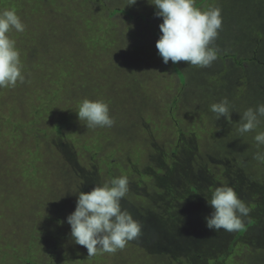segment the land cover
I'll return each instance as SVG.
<instances>
[{"label": "rangeland", "instance_id": "rangeland-1", "mask_svg": "<svg viewBox=\"0 0 264 264\" xmlns=\"http://www.w3.org/2000/svg\"><path fill=\"white\" fill-rule=\"evenodd\" d=\"M221 1L196 0L195 6L219 7L224 18L234 20L236 13L241 20L240 13L245 25L246 12L238 9L242 0ZM257 1L261 5L264 0L244 3L253 16ZM127 4L0 0V11L14 8L26 26L11 37L26 82L0 89V264H212L216 257L195 258L190 246L175 247L159 238L162 230L175 227L179 212L186 216L177 228L187 244L226 249L224 235L230 232L190 221L195 212H187L181 193L193 182L200 185L194 177L208 182L211 191L228 184L251 211L255 206L264 210V164L253 158L264 151L254 140L264 131V117L255 130L237 131L243 112L264 103V96L256 100L246 91L254 69L246 64L247 74L236 75L222 60L206 68L185 61L163 63L156 48L162 17L155 16L149 0ZM230 27L220 30L215 41L222 47H237L232 37L245 35L241 27ZM98 29L105 30L104 36L94 44L85 35ZM259 49L254 58L261 57ZM85 98L106 101L114 126L90 129L79 121L76 112ZM223 98L229 101L231 120H217L210 110ZM155 173L177 179L178 195L168 197L165 177ZM121 175L129 178L122 206L140 221L141 235L123 250L88 258L87 249L71 237L66 218L79 192ZM208 207L205 214L212 211ZM236 243L224 264H264L262 222Z\"/></svg>", "mask_w": 264, "mask_h": 264}, {"label": "clouds", "instance_id": "clouds-1", "mask_svg": "<svg viewBox=\"0 0 264 264\" xmlns=\"http://www.w3.org/2000/svg\"><path fill=\"white\" fill-rule=\"evenodd\" d=\"M136 3L137 0H128L127 6ZM149 3L156 8L155 16L163 19L159 25L162 35L156 42L163 63L185 61L206 68L218 59L219 49L213 45L223 23L219 7L201 10L195 6L196 0H149ZM25 27L14 8L0 11V89L14 88L17 83L26 82L20 51L9 35L13 29L24 32ZM210 110L216 114L217 120L221 117L231 120L227 98L211 104ZM76 113L79 121H86L90 129L111 128L115 124L109 104L103 99H83ZM260 117H264V104L255 109L248 108L241 115L237 131L242 135L255 130ZM254 140L258 149L264 145V131L258 132ZM253 158L264 164V151L258 150ZM128 192L129 178L125 175L97 184L90 192H79L75 210L66 219L71 237L76 244L87 249L88 258L97 253L123 250L141 235L140 221L122 206ZM207 203L212 211L205 217L206 227L214 231L241 230L244 218L250 213L246 202L228 184L216 187Z\"/></svg>", "mask_w": 264, "mask_h": 264}, {"label": "trees", "instance_id": "trees-1", "mask_svg": "<svg viewBox=\"0 0 264 264\" xmlns=\"http://www.w3.org/2000/svg\"><path fill=\"white\" fill-rule=\"evenodd\" d=\"M205 0H203L204 2ZM221 1V0H219ZM248 0H242V4L244 6H242V4H240V8L238 7V9L240 11H245L246 12V18H245V25L243 23H241L244 18V15H241L240 13H238V15L241 17L240 19H237V13L235 15V20L233 18H224L225 17V13L224 10H222V17H223V23H222V29L224 30H229L230 26L232 25H236L239 27H241L243 30V33L245 35L243 36H237V37H232V40H234L237 45L233 46V47H228V45H225V47H222L221 44L219 43V41L215 42L216 44L213 45L214 47H217L219 49L218 52V58L215 60L216 63L219 60H222L224 63H228L227 65L230 66H225L226 70H229L230 68H233L234 70L229 72V73H235L236 75L238 74H247V66L251 65L252 69H254V75L252 74V77L248 76V81L245 82L246 86H247V90L246 91H252L253 97L256 94L257 98L256 100H260V97L264 96V1H262L259 5L258 1L254 10H253V14L256 16H253L252 14H250L248 12V9H252V8H246L244 3L247 2ZM253 2V0H250ZM223 2V0L221 1ZM255 3V2H254ZM262 7V9H261ZM120 9V8H118ZM117 9V10H118ZM258 12V13H257ZM112 16V15H111ZM111 16H109L110 18H112ZM109 17H107L108 19H110ZM235 22H234V21ZM100 27V26H99ZM104 29H106V25H104ZM221 29V30H222ZM258 30H261L260 35H258ZM93 33H90V35H85L89 40L93 41L94 44L100 42V40H102V37L104 36V32L105 30H93ZM103 32V33H101ZM14 34V29L9 33L10 37H13ZM155 36L157 35L156 33H154ZM93 39H92V38ZM82 41H84V38H81ZM250 40V43H248ZM228 41V36L224 38L223 42H227ZM262 44V45H261ZM260 45V49L259 52H261V57L258 56L256 58H254L252 56V54L254 53L253 51L256 49V46ZM239 48H242L243 50H239ZM236 53V54H235ZM140 58H141V62H144L142 60V55L140 54ZM128 59H130V56L128 55ZM136 61V64H138L139 62L138 60V56L136 54V56L133 58ZM252 59V60H251ZM248 61H251V64L248 63ZM256 61V62H254ZM130 64V63H129ZM179 64V62H178ZM133 65V64H130ZM180 65V64H179ZM238 69H241L238 70ZM113 79L110 81L112 82ZM109 84V82L107 83ZM187 86V83H185V87ZM93 89H95L94 91H98L99 89H96V87L94 85L91 86ZM184 87V88H185ZM236 91V90H235ZM256 91V93H255ZM254 103V100H253ZM260 104H264V103H257V105ZM236 107L237 109V105L233 104V107ZM234 109V108H233ZM204 112H206L204 110ZM60 130H58L59 133ZM173 155H175L177 153V149H174V151H172ZM256 153V152H255ZM253 153V155L255 154ZM155 175L159 178L165 177L164 179H162V184H164V189L166 190V194L168 195V197H172L174 195H178V190L176 189V187L174 185H176L178 183L177 179L174 178H169V175L167 173V176H163V175H159L157 173H155ZM211 178V177H210ZM194 180L197 183H200V185H196L194 182L191 183L190 185L185 187V190L181 193V198L185 201V204L189 207L190 209L187 212H195L193 216H191L190 221L191 223L197 225L199 227V225L201 227H205L206 226V221H205V217L208 216L209 214H205L204 212H210V208L208 207V203H207V199L211 198V194L213 191L210 190L208 182L207 183H203L202 181H200L199 179L196 180V177H194ZM212 180V179H211ZM209 179V181H211ZM200 181V182H198ZM167 187V189H166ZM196 208L200 211V214H198ZM263 208V207H262ZM260 208L259 206H255L252 208L253 211L250 210L249 215L247 216L248 221L244 223V227L241 230H238L237 232H230V234H225L224 238H225V243H228L226 249L224 250H218L215 247H212L211 245H208L206 243H193V244H187V238L186 240L181 239V237L183 238V236L179 235V230L177 228V225L179 222H183L186 219L185 214L182 213H175L176 215V225L174 228L172 229H166V230H162V235L159 236V238H165L167 240L173 241L172 244L175 247H179V246H190L192 252H193V257L195 258H200L203 255L208 254V257H216L217 260L215 261L214 258H212V264H218V259H222L220 260V264H224V262L226 261V257L229 256V254H231L232 252H234V249L236 247V242L238 241V239L244 235L252 226L255 227V225H259L262 222V225L264 226V210ZM258 213V214H255ZM252 216V217H251ZM187 223V222H186ZM182 230V228H181ZM197 230V229H195ZM195 230H191V231H195ZM223 230V229H221ZM197 232V231H196ZM189 233V232H188ZM180 236V237H178ZM186 236V234L184 235ZM217 239V237H215ZM217 252H220L219 254ZM224 258V259H223Z\"/></svg>", "mask_w": 264, "mask_h": 264}]
</instances>
